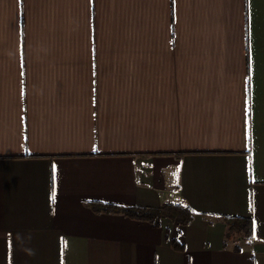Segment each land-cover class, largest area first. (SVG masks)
Returning <instances> with one entry per match:
<instances>
[{"label": "crops", "instance_id": "1", "mask_svg": "<svg viewBox=\"0 0 264 264\" xmlns=\"http://www.w3.org/2000/svg\"><path fill=\"white\" fill-rule=\"evenodd\" d=\"M0 264H264V0H0Z\"/></svg>", "mask_w": 264, "mask_h": 264}, {"label": "trees", "instance_id": "2", "mask_svg": "<svg viewBox=\"0 0 264 264\" xmlns=\"http://www.w3.org/2000/svg\"><path fill=\"white\" fill-rule=\"evenodd\" d=\"M122 212L126 216L139 220L150 222L155 226H161L160 221L162 219H168L176 222L180 226H187L194 220L195 213L189 208L180 204H166L161 209H148V208H128L120 209L113 207L111 211ZM223 220L227 224V235L228 240H243L246 243H251L255 237L254 222L248 218L240 217H224ZM169 235V233H168ZM173 245L177 249H183L177 240H172ZM237 251H240L239 246L236 247Z\"/></svg>", "mask_w": 264, "mask_h": 264}, {"label": "snow or ice", "instance_id": "3", "mask_svg": "<svg viewBox=\"0 0 264 264\" xmlns=\"http://www.w3.org/2000/svg\"><path fill=\"white\" fill-rule=\"evenodd\" d=\"M53 172H54V179H55V168L53 169ZM52 199L53 201L55 200V190H53L52 192Z\"/></svg>", "mask_w": 264, "mask_h": 264}, {"label": "clouds", "instance_id": "4", "mask_svg": "<svg viewBox=\"0 0 264 264\" xmlns=\"http://www.w3.org/2000/svg\"><path fill=\"white\" fill-rule=\"evenodd\" d=\"M31 254H34V252H32Z\"/></svg>", "mask_w": 264, "mask_h": 264}]
</instances>
